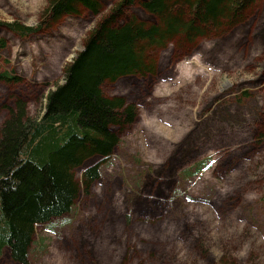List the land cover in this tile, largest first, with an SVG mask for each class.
Returning <instances> with one entry per match:
<instances>
[{"label":"rangeland","instance_id":"obj_1","mask_svg":"<svg viewBox=\"0 0 264 264\" xmlns=\"http://www.w3.org/2000/svg\"><path fill=\"white\" fill-rule=\"evenodd\" d=\"M98 1L99 13L79 6L53 21L49 0H0L5 67L20 76L0 84V128L18 100L32 118L44 113L65 66L123 0ZM195 1L171 6L190 20ZM121 10L160 23L139 1ZM13 21L43 28L20 36L4 24ZM199 26L205 34L166 48L143 43L153 72L103 83L137 118L110 157L88 162L101 177L72 210L37 227L31 264H264V0ZM0 264H16L8 249Z\"/></svg>","mask_w":264,"mask_h":264},{"label":"trees","instance_id":"obj_2","mask_svg":"<svg viewBox=\"0 0 264 264\" xmlns=\"http://www.w3.org/2000/svg\"><path fill=\"white\" fill-rule=\"evenodd\" d=\"M138 1L160 23L123 20L121 6ZM172 1L123 0L97 24L83 49L65 66L64 81L47 94L39 118H32L20 100L8 107L9 115L0 128V257L8 249L14 263L31 264L37 227L72 210L82 193L101 177L100 163L88 162L110 157L120 143L121 129L136 120L135 105L122 96H107L103 83L153 72L144 44L166 48L180 33L190 38L205 34L199 25L218 24L255 0H196L190 20L182 11H173ZM79 6L100 12L98 0H49L44 17L56 21L76 13ZM4 24L20 36L43 28L41 22L36 26L18 21ZM7 46V40L0 37V84L20 79L5 67ZM204 164L186 173L199 174Z\"/></svg>","mask_w":264,"mask_h":264}]
</instances>
